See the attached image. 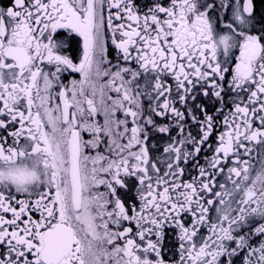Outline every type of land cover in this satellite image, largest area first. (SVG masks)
<instances>
[{"label":"snow or ice","instance_id":"obj_1","mask_svg":"<svg viewBox=\"0 0 264 264\" xmlns=\"http://www.w3.org/2000/svg\"><path fill=\"white\" fill-rule=\"evenodd\" d=\"M0 264H264V0H0Z\"/></svg>","mask_w":264,"mask_h":264},{"label":"flooded vegetation","instance_id":"obj_2","mask_svg":"<svg viewBox=\"0 0 264 264\" xmlns=\"http://www.w3.org/2000/svg\"><path fill=\"white\" fill-rule=\"evenodd\" d=\"M100 190L103 191V188H101ZM172 238H173L172 233L169 232L167 235L166 241H165L168 246H171V244L169 242L172 241Z\"/></svg>","mask_w":264,"mask_h":264}]
</instances>
